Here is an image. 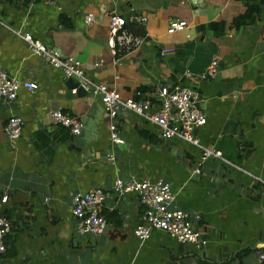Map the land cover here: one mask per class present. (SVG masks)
<instances>
[{"label":"crops","instance_id":"crops-1","mask_svg":"<svg viewBox=\"0 0 264 264\" xmlns=\"http://www.w3.org/2000/svg\"><path fill=\"white\" fill-rule=\"evenodd\" d=\"M114 14L146 17L145 25H127L145 36L136 53L111 52ZM173 19L189 26L168 34ZM26 33L123 99L161 86L194 89L207 117L196 134L222 159L201 163L198 148L162 139L158 127L128 112L118 118L123 144H113L100 99L68 87L61 70L29 50ZM215 58L217 77L204 78ZM0 64L39 87L0 101V214L13 222L0 264H264V0H0ZM55 109L79 119L82 133L55 125ZM12 116L25 121L16 142L3 132ZM117 178L169 182L174 206L199 217L207 246L161 231L139 241L144 207L135 195L112 193ZM97 188L109 194L107 228L85 235L71 197Z\"/></svg>","mask_w":264,"mask_h":264},{"label":"built area","instance_id":"built-area-1","mask_svg":"<svg viewBox=\"0 0 264 264\" xmlns=\"http://www.w3.org/2000/svg\"><path fill=\"white\" fill-rule=\"evenodd\" d=\"M90 20L91 17L88 18V22ZM128 22L145 25L147 19L136 14L128 19L117 14L110 17L108 46L116 58L136 53L144 44V34L128 29ZM188 26L186 21L173 19L168 27V34L185 31ZM20 37L28 44L34 55L48 57L52 67L61 70L66 78L76 79L81 88L100 99L110 122L113 144H123L118 118L121 112H128L158 127L162 139H176L198 148L201 163L213 158L222 159L220 151L203 146L196 134L197 130L207 124V117L198 106L199 95L194 89L182 85L161 86L150 93L138 91L136 94L138 99H123L119 91L95 82L74 58H62L57 52L49 50L43 43L35 40L31 34H22ZM167 53L169 51H162V55ZM219 64L218 58L213 59L203 77L215 79L219 72ZM187 76L191 77V74L188 73ZM21 89L34 93L39 87L36 83L11 76L0 64V101L6 104L14 103ZM51 117L55 125L64 127L71 135L78 136L82 133L81 121L66 115L60 109L53 110ZM24 124L23 118L10 117L3 127L6 139L10 142L19 140ZM107 158L111 163L115 162L113 154L109 153ZM112 193L120 196L135 195L144 207L140 223L134 231L139 241L145 242L153 231H161L182 244L200 249L207 246L208 239L197 225L199 217L174 206L176 195L171 184L164 179L136 181L117 178ZM108 197V192L99 188L72 195V214L81 224V233L97 236L104 232L107 222L101 211ZM11 230V221L0 214V258L7 252L6 238Z\"/></svg>","mask_w":264,"mask_h":264},{"label":"water","instance_id":"water-1","mask_svg":"<svg viewBox=\"0 0 264 264\" xmlns=\"http://www.w3.org/2000/svg\"><path fill=\"white\" fill-rule=\"evenodd\" d=\"M46 59L49 60L48 57H46ZM67 86L70 87V88L74 87V86L77 87L78 88V92L85 91L83 88H81L79 82L76 79H73V78L68 80ZM106 228H107V226H106Z\"/></svg>","mask_w":264,"mask_h":264},{"label":"trees","instance_id":"trees-1","mask_svg":"<svg viewBox=\"0 0 264 264\" xmlns=\"http://www.w3.org/2000/svg\"><path fill=\"white\" fill-rule=\"evenodd\" d=\"M143 93H147V91L145 89L141 90ZM102 212V211H101ZM13 224V222H12ZM12 229H13V226H12ZM11 233H12V230H11ZM11 233L7 236L6 238V244H7V247H8V242L10 241V238H11Z\"/></svg>","mask_w":264,"mask_h":264}]
</instances>
